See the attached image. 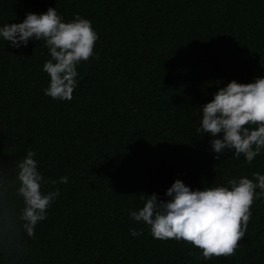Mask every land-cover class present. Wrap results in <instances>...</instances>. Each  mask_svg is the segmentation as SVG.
<instances>
[{
  "label": "trees",
  "instance_id": "1",
  "mask_svg": "<svg viewBox=\"0 0 264 264\" xmlns=\"http://www.w3.org/2000/svg\"><path fill=\"white\" fill-rule=\"evenodd\" d=\"M50 7L92 22L96 55L78 67L73 99L54 101L44 42L0 39V264H264V197L227 257L154 239L129 215L145 195L168 199L177 179L195 190L264 174V153L216 159L195 131L220 87L264 77V0H0V26ZM30 150L43 191L60 192L33 236L16 195Z\"/></svg>",
  "mask_w": 264,
  "mask_h": 264
},
{
  "label": "clouds",
  "instance_id": "2",
  "mask_svg": "<svg viewBox=\"0 0 264 264\" xmlns=\"http://www.w3.org/2000/svg\"><path fill=\"white\" fill-rule=\"evenodd\" d=\"M0 39L15 48L27 47L32 40L43 41L50 55L43 64L49 76L44 94L54 101H71L79 84L78 67L96 55L99 34L89 19L77 14L65 21L50 7L45 13L26 14L23 22L0 26ZM200 113L195 131L210 138L216 159L232 152L251 164L264 153V77L247 84L232 80L214 93ZM35 157L30 150L17 163L16 195L23 203L19 221L28 236L34 235L60 195L59 189L43 191L46 181ZM58 183H68V177H61ZM165 196L168 199L161 200L156 193L145 195L143 207L130 211V219L146 224L154 239L191 244L205 259L232 256L246 235L253 204L264 197V174L255 172L252 178L241 176L226 185L195 190L177 179ZM130 235L141 236L143 230L131 229Z\"/></svg>",
  "mask_w": 264,
  "mask_h": 264
}]
</instances>
